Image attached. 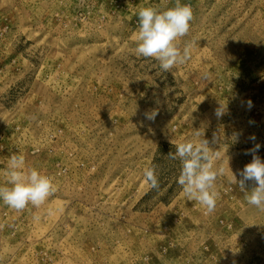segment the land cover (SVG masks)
I'll return each instance as SVG.
<instances>
[{"label": "rangeland", "instance_id": "374dc122", "mask_svg": "<svg viewBox=\"0 0 264 264\" xmlns=\"http://www.w3.org/2000/svg\"><path fill=\"white\" fill-rule=\"evenodd\" d=\"M175 2L0 0V185L18 154L56 186L40 208L0 201V264H264V211L230 182L256 144L264 160V0H180L191 59L165 72L135 54L137 13ZM197 130L224 169L211 214L168 156Z\"/></svg>", "mask_w": 264, "mask_h": 264}, {"label": "clouds", "instance_id": "9594fccd", "mask_svg": "<svg viewBox=\"0 0 264 264\" xmlns=\"http://www.w3.org/2000/svg\"><path fill=\"white\" fill-rule=\"evenodd\" d=\"M138 32L135 34L137 57L154 58L159 67L165 72H171L177 65H183L191 59L192 43L181 47L177 40L185 37L190 30L193 20V10L188 4H181L176 0L173 7L161 10L156 7H142L138 13ZM251 102L249 101V106ZM225 106L216 110L217 117L224 115ZM156 112L146 113V118L154 120ZM198 140L175 145V152L168 154L172 160H179L181 164L177 183L189 201H195L205 209V214H211L216 208L219 192L216 190V181L223 175L224 169L216 164L217 153L210 147L209 140L204 138V132L197 130ZM255 139V137H251ZM215 142V140L213 141ZM254 148L245 152L252 155L250 163L239 172L240 179L231 170L230 182L237 184L245 192L248 205L264 211V160ZM6 185H0V201L16 211H23L29 205L40 208L56 192V186L51 177L41 173L36 168H25V157L13 154L10 156L7 171ZM145 184L155 189L159 187L158 177L154 167L143 171ZM255 186L247 191V182Z\"/></svg>", "mask_w": 264, "mask_h": 264}]
</instances>
